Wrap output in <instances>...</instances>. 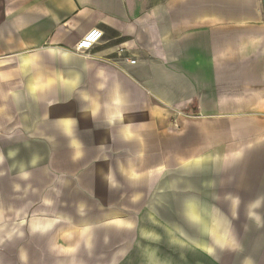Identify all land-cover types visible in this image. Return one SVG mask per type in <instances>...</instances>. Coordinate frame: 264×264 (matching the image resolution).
Here are the masks:
<instances>
[{
    "label": "crops",
    "instance_id": "obj_1",
    "mask_svg": "<svg viewBox=\"0 0 264 264\" xmlns=\"http://www.w3.org/2000/svg\"><path fill=\"white\" fill-rule=\"evenodd\" d=\"M166 201L264 230L262 0H0V256H64L63 228L119 264Z\"/></svg>",
    "mask_w": 264,
    "mask_h": 264
},
{
    "label": "rangeland",
    "instance_id": "obj_2",
    "mask_svg": "<svg viewBox=\"0 0 264 264\" xmlns=\"http://www.w3.org/2000/svg\"><path fill=\"white\" fill-rule=\"evenodd\" d=\"M155 208V212L150 211L140 218V227L135 230L134 243L128 252L125 230L116 231L118 236L115 255L123 256L119 264H260L257 257L264 256L263 229H248L240 247L237 244L225 245V240L222 242L218 239L215 228H192L189 225L205 226L211 219V214H191L196 219L189 223L183 217L190 214H182L181 205L174 206L166 201L155 205ZM63 231V238L57 239L56 246L60 248L59 255H65L48 256L46 261L40 260L42 257L38 256L39 259L32 261V264H93V249L101 250V254L96 253L98 256H114V253L108 252L109 244L96 245V248L94 245L83 247L80 231H65L61 228L59 234ZM77 254L81 256H76ZM124 256L130 258L126 260ZM0 258L2 261L5 258L6 264H30L29 256L21 257L20 261H15L17 256Z\"/></svg>",
    "mask_w": 264,
    "mask_h": 264
},
{
    "label": "built area",
    "instance_id": "obj_3",
    "mask_svg": "<svg viewBox=\"0 0 264 264\" xmlns=\"http://www.w3.org/2000/svg\"><path fill=\"white\" fill-rule=\"evenodd\" d=\"M104 34L99 30H93L88 33L77 45L76 52L81 55H89L90 51L99 44L103 39ZM123 50L118 52V58L120 61H124L128 64H136L137 58L134 56H124Z\"/></svg>",
    "mask_w": 264,
    "mask_h": 264
},
{
    "label": "water",
    "instance_id": "obj_4",
    "mask_svg": "<svg viewBox=\"0 0 264 264\" xmlns=\"http://www.w3.org/2000/svg\"><path fill=\"white\" fill-rule=\"evenodd\" d=\"M262 7H263V12H264V0H262Z\"/></svg>",
    "mask_w": 264,
    "mask_h": 264
}]
</instances>
